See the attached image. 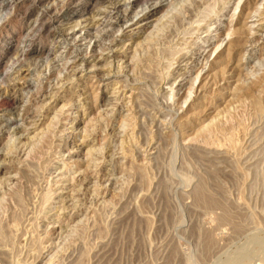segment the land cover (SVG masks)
I'll use <instances>...</instances> for the list:
<instances>
[{"label":"rangeland","instance_id":"1","mask_svg":"<svg viewBox=\"0 0 264 264\" xmlns=\"http://www.w3.org/2000/svg\"><path fill=\"white\" fill-rule=\"evenodd\" d=\"M58 1L55 6L60 9L64 0ZM244 1L200 0V9L192 15L186 10L188 1L159 0L154 8L149 7L152 2L141 1L127 8L132 20L126 24L114 23L111 13L88 34L77 27V34L64 37L53 35L52 27L48 32L31 26L36 12L28 18L23 15L31 0L18 18L13 17L16 8L8 10L9 19L0 21V45L13 36L17 46L27 49L30 44L28 48L38 53L21 56L30 68L23 73L29 86H23L18 97V104L26 107L24 116L8 114L9 104L0 106V264H264V109L257 111L248 98L235 97L203 137L191 140L193 129L180 125L194 100L197 74L213 61L215 45L229 27L243 18ZM255 10L248 18L249 39L240 52L242 68L232 80L220 81L218 90L223 93L231 92L236 79L243 86L264 81V0ZM164 13L169 19L158 29L156 19ZM137 20L150 24L132 37L137 29H129ZM150 32L160 41L144 59L133 42ZM116 42L135 67L120 62L118 70L113 61L108 86L74 78L67 83L68 90L55 87L71 74L79 55L93 49L107 53ZM14 74L10 71L0 81L15 83ZM113 88L121 93L111 108L105 104ZM52 90L65 96L58 106L68 104L56 130L33 154L20 156L27 145L19 144L26 137L17 128L31 127V119L42 120L49 109L54 112L43 95ZM216 92V86L208 90L206 105L221 109L227 99L218 103ZM261 92L264 101V88ZM90 146L98 149L87 157ZM71 150L77 151L73 158ZM75 158L81 163L90 160L86 173L82 168L76 172ZM202 189L210 195L208 201L197 196ZM209 199L215 202L210 204Z\"/></svg>","mask_w":264,"mask_h":264},{"label":"bare ground","instance_id":"2","mask_svg":"<svg viewBox=\"0 0 264 264\" xmlns=\"http://www.w3.org/2000/svg\"><path fill=\"white\" fill-rule=\"evenodd\" d=\"M26 1L29 0H1L0 1V12L2 11V13H0V21L4 18H8V14L9 13V9L10 8H16V11L13 15V17H17L21 15L20 13V9H22L24 3ZM58 1V0H57ZM63 1V0H60ZM60 1H58L60 3ZM144 1V2H152L150 3L149 7L153 6V4L156 6V3L159 0H64L63 6L62 8L59 9L55 6L56 0H31V3L29 2L28 8L25 9L24 12V18L25 17H31L34 15V18L32 19L31 23H33V25L31 26H40L41 29L44 30H49V27H52V34L56 35L57 37H64L65 35L69 36V34H71L72 36L77 34V27H79L81 30H85V33L87 32V34L89 33L90 29L95 26L96 24H103L105 22H107L106 17L110 16L109 14L114 13V23L119 24V23H127L128 19H129V12L127 8H133L137 3ZM181 2L184 1H188L190 4L189 6L186 7L187 13L192 15L194 10H197L198 7L202 4L200 2V0H178ZM260 0H245L242 5L240 6V12L243 13V18L242 19H237L235 21V23L229 27L228 31L226 32V36L224 37V39H222V41L218 44L215 45V51H217L216 55L214 56V59L212 62L209 63L208 67L204 70V72L202 73H198L197 74V79H198V83L197 85H195L193 87V91L195 93V97L194 100L189 104V113L186 116H183L182 121H181V128H187V127H191L193 130L192 132H190L189 137H193V138H197L199 136H202L204 133L206 134V132L212 128V126L215 124V126L217 125L215 122L216 120L218 121L219 118L221 117V114H223L224 111H226L228 107V105L233 104V99H238L239 97L242 98H248L251 102V104L254 106V108L257 111H262L264 109V101L262 100L261 94L264 88V81L260 80L259 81H255V83L249 85V86H243L241 85V83H239V81L236 79L235 80V86L231 89V92L229 94H227V92L223 93V91L218 90V87L220 86L219 83L220 81H228V80H232L236 74H238L242 68L241 66V55L240 52L243 48V46L245 45V42L249 39V30L251 29L249 26V22H248V18L250 19L252 13H254V10L256 9L257 3ZM262 1V0H261ZM208 3V1H206ZM213 2V1H212ZM211 2V3H212ZM241 2V1H240ZM107 5H103L106 4ZM58 4V3H57ZM61 4V3H60ZM58 4V5H60ZM103 5V6H100ZM178 5V4H177ZM209 5V4H208ZM261 5V4H260ZM91 6V7H90ZM176 6V5H175ZM182 6V5H181ZM210 6V5H209ZM259 6V5H258ZM102 7H109L110 10H106L103 9ZM238 7V6H237ZM154 8V6H153ZM156 8V7H155ZM197 8V9H196ZM203 8V7H202ZM210 8V7H209ZM208 8V9H209ZM144 9V8H143ZM147 9V7H146ZM152 9V8H151ZM171 9V8H170ZM184 9V8H183ZM200 9V8H199ZM198 9V10H199ZM211 9V8H210ZM214 9V8H213ZM235 9V8H234ZM14 10V9H13ZM153 11H150L149 13H153L155 11V9H152ZM167 10V9H166ZM12 11V9H11ZM24 11V10H23ZM256 11V10H255ZM22 12V11H21ZM141 12V10H140ZM139 12V13H140ZM186 12V11H185ZM257 12V11H256ZM89 14L86 15V14ZM142 13V12H141ZM168 13V12H167ZM164 13L162 16H160L157 20L156 23L159 22V25L156 26L158 29H161L163 27V25H165L164 23L167 22L168 18V14ZM258 13H260L258 11ZM187 14V15H188ZM255 14V13H254ZM96 15V17H95ZM101 16V18L97 17V16ZM172 16V15H171ZM11 17V16H9ZM78 17V18H76ZM186 17V16H185ZM12 18V17H11ZM23 18V16H22ZM183 18V17H182ZM9 19V18H8ZM96 19H99L96 20ZM189 19V18H188ZM14 20V18L12 19ZM11 20V21H12ZM129 20H132L131 18ZM231 20V19H230ZM8 21V20H5ZM10 21V20H9ZM17 21V20H16ZM21 21V20H19ZM134 21V19H133ZM140 21V20H139ZM25 22V21H24ZM170 22V21H169ZM260 22V21H259ZM143 23V22H142ZM141 22L135 21L132 25H135V27L130 28L129 30H135L137 29V31L133 32V36H136L137 33L141 32L142 30H145V27H148L150 24V21L146 22L144 21V25ZM171 23V22H170ZM194 23V22H193ZM169 24V23H168ZM179 24V23H178ZM196 24V23H195ZM26 25V24H25ZM68 25V27L66 26ZM140 25L142 27H140ZM66 26V27H64ZM152 26V24H151ZM167 26V25H166ZM165 26V27H166ZM254 26V25H253ZM17 27V26H16ZM140 27V28H139ZM99 28V27H98ZM155 28V27H154ZM155 30H158V29ZM260 28H263L260 27ZM70 29V31L67 33H65V30ZM79 29V30H80ZM193 29V28H192ZM198 29V28H197ZM31 30V29H30ZM32 30L33 29L32 27ZM37 30V29H36ZM107 30V29H106ZM42 31V30H41ZM51 31V30H50ZM151 31V30H150ZM169 31V30H168ZM49 32V31H48ZM162 32V31H161ZM39 33V32H38ZM152 33V32H150ZM217 33V32H216ZM256 33V32H255ZM50 34V33H49ZM108 34V33H107ZM167 34V33H166ZM185 34V33H184ZM212 34V33H211ZM252 34V33H251ZM94 35V34H93ZM159 35V34H158ZM55 36V37H56ZM141 36V35H140ZM143 36V35H142ZM221 36V35H220ZM145 37V36H144ZM143 40H139L136 42H133L135 45V49L138 50V48L140 49V51L143 52V58L145 56L144 59H146V57H150L152 56V50L153 48L156 49V43L160 40H156L157 35L154 36V33L147 35ZM163 37H166L163 35ZM168 37V36H167ZM13 36L9 38V40L6 42V44H2L0 45V78H4V76L6 74H8L10 71L11 73L14 72L16 74V79L17 81L15 83L12 84H5L3 85L2 81H0V106L1 104L5 103V104H9L10 108L8 109L7 113L10 115H14L15 116H24L25 114V110L26 107H24V105H19L18 104V97L20 95V89L24 88L26 86H29V83L27 81V79L25 78V75L27 74H23L24 72H28V70L30 69L29 67H26L28 65V63H22L21 60V56H25L31 53H38V50L36 51L35 48H28V46H30V44L27 45V49H23L20 48L19 46H17V44H15L13 42ZM83 38V37H82ZM169 39V38H168ZM225 40V41H224ZM58 41V40H57ZM71 41V40H70ZM69 41V43H70ZM136 41V40H135ZM182 43V42H181ZM224 43V44H223ZM156 44V45H155ZM183 44V43H182ZM223 44V46H222ZM133 45V46H134ZM169 45V44H168ZM178 45V44H177ZM119 43H115L114 47L109 48V51L107 53H96L95 49H93L92 51H90L89 54H85V55H79L77 57V60L74 61L75 64L73 63L70 75H67L63 80H59V84H57L55 87L60 89L62 88L63 90H68L66 87L68 86L67 83L70 82L72 83V79L75 78L78 79L79 81H88L91 79V82H93L94 86H108L109 84H111L110 82H107V80L110 78L111 76V71L109 69V67H112L115 65V62L118 63V67L120 62L126 63V68L127 67H131V65H133L134 63L131 62L130 60L127 61L124 59V57L126 56V51L123 50L121 47H118ZM155 46V47H154ZM185 46V45H184ZM222 46L220 49L219 47ZM254 46V45H253ZM130 48V47H129ZM159 48V47H157ZM51 49V48H50ZM142 49V50H141ZM155 51V50H154ZM213 51V52H215ZM50 53V52H48ZM155 53V52H153ZM177 53V52H176ZM137 54V53H136ZM173 54V53H172ZM177 55V54H176ZM179 55V54H178ZM202 55V54H201ZM140 56V55H139ZM137 58V57H136ZM139 58V57H138ZM154 58V57H153ZM25 59V58H24ZM30 59V58H29ZM148 59V58H147ZM116 60V61H115ZM26 61V60H25ZM115 61V62H113ZM135 61V60H134ZM137 61H140L137 59ZM149 61V60H148ZM39 62V61H38ZM107 62V64L105 63ZM116 63V64H117ZM133 63V64H132ZM137 63V62H136ZM154 63V62H153ZM27 64V65H26ZM141 64V63H139ZM156 64V63H155ZM173 64V63H172ZM39 65V64H38ZM49 65V64H48ZM66 65V64H65ZM136 65V64H135ZM188 65V64H187ZM29 66V65H28ZM134 66V65H133ZM139 66V65H138ZM146 66V65H145ZM167 66V65H166ZM169 66V65H168ZM121 67V66H120ZM120 67L118 68V70L120 69ZM135 67V66H134ZM133 67V69H134ZM141 67V66H140ZM244 67V66H243ZM163 68V67H162ZM200 68V67H199ZM202 68V67H201ZM12 69V70H11ZM42 69V68H41ZM116 69V68H115ZM129 69V68H128ZM148 69V68H147ZM130 70V69H129ZM253 70V69H252ZM149 71V69H148ZM117 72V71H116ZM120 72V71H119ZM257 72V71H256ZM48 73V72H47ZM14 74V75H15ZM119 74V73H116ZM40 75V74H39ZM153 75V74H152ZM59 76V75H58ZM113 76V74H112ZM164 76V75H163ZM238 76V75H237ZM264 76V75H262ZM10 77V76H9ZM151 77V76H150ZM61 78V77H60ZM239 78V77H238ZM242 78V77H241ZM9 79V78H7ZM14 79V78H13ZM193 79V78H192ZM240 79V78H239ZM134 80V79H133ZM7 81V80H6ZM15 81V80H14ZM77 81V80H76ZM111 81V80H110ZM192 81V80H191ZM234 81V80H233ZM111 82H115L114 80ZM119 82V81H118ZM117 83V82H116ZM115 83V84H116ZM159 83V82H158ZM190 83V82H189ZM113 84V83H112ZM54 85V84H53ZM72 85V84H71ZM191 85V84H190ZM189 85V86H190ZM193 85V84H192ZM24 86V87H23ZM86 86V85H85ZM117 86V85H116ZM216 86V100L218 103H220L221 101L226 100L227 103L224 105V107H222L221 109H213V105L211 107H209V104L206 105V101L208 98V90L211 89V87H215ZM72 87V86H70ZM69 87V89H70ZM89 87V86H88ZM92 87V86H91ZM173 87V86H172ZM66 88V89H65ZM73 88V87H72ZM77 88V87H76ZM93 88V87H92ZM100 88V87H98ZM45 89V88H44ZM116 89L113 88V90L111 91V93L107 96V102H106V106H111L115 107L117 103H115L117 101V99H119L120 97H118V93L120 91H115ZM191 90V89H190ZM34 91V90H33ZM49 91V90H48ZM53 91V90H52ZM59 91V90H58ZM54 92L53 94L48 93V94H44V99L48 100L45 101L46 104H53L54 105V112L48 113L50 112L48 110V112H45L41 117L43 118L42 120L39 119L40 117H38L39 120L35 119H31L32 122V126L31 127H23V128H17L18 131L17 132H21L20 136L22 134H24V137H26V140L23 141L24 138H21L22 140L19 142V144L22 142V144H24L25 146L27 145L26 148L22 147V149L20 150V156L22 153V156H26L29 155V153L33 154V151L38 148V146H41V142L44 140V137H47L48 133H51V131L53 129L56 128V122L59 119V115L63 112V110L65 109L66 105H68L67 103L63 102L60 106H58L59 102L61 100H65V96L64 95H60L59 93ZM82 91H85L82 89ZM122 91V90H121ZM60 92V91H59ZM75 93V92H74ZM81 93V92H80ZM121 93V92H120ZM124 94V93H123ZM165 94V93H164ZM41 95V94H40ZM132 95V94H131ZM22 96V95H21ZM128 96V95H127ZM172 96V95H171ZM91 97V96H90ZM96 97V96H95ZM190 97V96H189ZM238 97V98H237ZM82 98V97H81ZM80 98V99H81ZM242 98V100L244 99ZM44 99H42V101L44 102ZM74 100V99H73ZM79 100V98H78ZM92 100V99H91ZM106 100V99H105ZM66 101V100H65ZM72 101V99H71ZM135 101V100H134ZM241 101V100H239ZM81 102V101H80ZM118 102V101H117ZM183 102V101H182ZM187 102V101H186ZM245 102V101H244ZM75 103V102H74ZM224 103V102H223ZM240 103V102H239ZM246 103V102H245ZM43 104V103H42ZM45 104V103H44ZM45 104V106H46ZM73 104V102H72ZM235 104V103H234ZM238 104V103H237ZM248 104V103H247ZM94 105V104H93ZM170 105V104H169ZM211 105V104H210ZM49 106V105H48ZM247 106V105H246ZM90 107V106H89ZM93 107V106H92ZM170 107V106H169ZM48 108V107H47ZM253 108V109H254ZM73 109V108H72ZM71 109V110H72ZM91 109V108H90ZM127 109V108H126ZM129 109V108H128ZM34 110V109H33ZM228 110V109H227ZM47 111V110H46ZM70 111V110H69ZM100 111V110H99ZM115 111V110H114ZM171 111V110H170ZM79 112V111H78ZM84 112V109H83ZM111 112V111H109ZM178 112V111H177ZM263 112V111H262ZM36 113V112H35ZM86 113V112H85ZM83 113V114H85ZM100 113V112H99ZM134 113V112H133ZM257 113V112H256ZM110 114V113H109ZM260 114V113H259ZM98 115V114H97ZM125 115V114H124ZM225 115V113L223 114ZM14 116V118H15ZM40 116V115H39ZM107 116V115H106ZM169 116V115H168ZM34 117H37L36 115H34ZM84 117V116H83ZM94 117V116H93ZM77 118V117H76ZM102 118V117H101ZM114 118V117H113ZM26 119V118H25ZM95 119V118H94ZM112 119V118H111ZM168 119V118H167ZM17 120V119H16ZM30 120V119H29ZM41 120V121H40ZM44 120V121H43ZM83 119L80 118L77 122L80 123ZM102 120V119H101ZM125 120V119H124ZM28 121V120H27ZM91 121V119L89 120ZM89 125H91L93 122H89ZM161 121V120H160ZM222 121V120H221ZM97 122V121H96ZM58 123V122H57ZM86 123V125L88 124ZM91 123V124H90ZM97 124V123H96ZM99 124V123H98ZM101 124V123H100ZM127 124V123H126ZM219 124V122H218ZM3 125V124H2ZM1 125V126H2ZM30 125V123H29ZM55 125V128H53ZM85 125V127H86ZM88 125V126H89ZM18 126V125H17ZM88 126L86 128H88ZM105 126V125H104ZM125 126V125H124ZM123 126V127H124ZM22 127V125H21ZM92 127V126H91ZM97 127V126H96ZM214 127V126H213ZM33 128V129H32ZM84 128V127H83ZM85 128V129H86ZM104 128V127H103ZM189 128V129H191ZM106 129V127H105ZM56 130V129H55ZM89 130L86 129V131ZM91 131V130H90ZM99 131V130H98ZM214 131V130H213ZM222 131V129H221ZM77 132V131H76ZM89 132V131H88ZM96 132V130L94 131ZM211 132V131H210ZM215 132V131H214ZM220 132V131H219ZM16 133V132H15ZM29 133L32 135L29 136ZM124 133V132H123ZM208 133V132H207ZM84 134V133H83ZM87 134V133H86ZM89 134V133H88ZM115 134V133H114ZM119 134V133H118ZM118 136V135H117ZM205 136V135H204ZM86 137V135L84 136ZM203 137V136H202ZM231 137V136H230ZM88 138V137H87ZM87 138L85 139L86 141ZM189 138V139H190ZM201 138V137H200ZM20 139V137H19ZM84 139V138H82ZM105 139V138H104ZM188 139V138H187ZM232 139V138H231ZM230 139V140H231ZM84 140V141H85ZM92 140V139H91ZM192 140V138H191ZM50 141V140H49ZM83 140L81 141L84 142ZM85 141V142H86ZM186 141V140H185ZM188 141V140H187ZM194 141V140H193ZM82 143V144H85ZM46 143V142H45ZM79 143V142H78ZM110 143V142H109ZM73 144V143H72ZM88 144V143H87ZM238 144V143H237ZM218 145V144H217ZM233 145V144H232ZM11 146V145H10ZM8 146V147H10ZM20 146V145H19ZM23 146V145H22ZM45 146V145H44ZM48 146V145H47ZM221 146V145H220ZM234 146V145H233ZM232 146V147H233ZM13 147V146H12ZM21 147V146H20ZM29 147V150H27ZM115 147V146H114ZM121 147V146H120ZM18 148V147H17ZM101 148V147H100ZM208 148V147H207ZM221 148V147H220ZM235 148V147H234ZM10 149V148H9ZM73 149V148H72ZM95 149L97 150L98 148H92V146H90L89 148L86 149V156L90 157V155L92 156L93 152H95ZM106 149V148H105ZM123 149V148H122ZM15 150V149H13ZM45 150V149H44ZM78 150V149H77ZM38 151V150H37ZM100 151V150H99ZM103 151V150H102ZM108 151V150H107ZM7 152V151H6ZM14 152V151H13ZM40 152V151H39ZM77 151L76 150H71L70 151V156L73 158L75 156V153ZM97 152V151H96ZM110 152V151H109ZM112 152V151H111ZM214 152V150H213ZM225 152V150H224ZM8 153V152H7ZM117 153V152H116ZM227 153V152H226ZM35 154V153H34ZM100 154V153H98ZM214 154V153H213ZM102 155V154H101ZM9 155H6V157H8ZM37 156V155H36ZM60 156V155H59ZM85 156V157H86ZM100 156V155H99ZM113 156V155H112ZM38 157V156H37ZM94 157V156H93ZM24 159V157H22ZM71 158V159H72ZM81 158V157H80ZM39 159V158H38ZM49 159V158H48ZM95 159V158H94ZM4 160V159H3ZM11 160V159H10ZM69 160V158H68ZM72 161V160H71ZM81 161V160H80ZM79 161V159L77 160L76 158L73 159V165L76 167L77 169V173L80 171L83 172V170H88V166H89V161L87 160V162L85 163H81ZM106 161V160H105ZM212 161V160H211ZM17 162V161H16ZM19 162V161H18ZM29 162V161H28ZM49 162V161H46ZM96 162V161H95ZM103 162V161H102ZM213 162V161H212ZM225 163V162H224ZM33 165V164H32ZM96 165V164H95ZM216 165V164H215ZM221 165V164H219ZM38 167V166H37ZM99 168V167H98ZM114 168V167H113ZM126 168V167H125ZM59 170V169H58ZM63 170V168H62ZM14 171V170H13ZM94 171V170H93ZM13 173V172H12ZM84 173V174H85ZM88 173V172H87ZM17 174V173H16ZM64 174V173H63ZM76 173H74L75 175ZM94 174V173H93ZM99 174V172H98ZM11 175V174H10ZM60 176V175H59ZM67 176V175H66ZM76 176V175H75ZM78 176V175H77ZM95 176V175H94ZM107 177V176H106ZM73 179V178H72ZM75 179V178H74ZM77 179V178H76ZM104 179V178H103ZM108 179V178H107ZM88 180V178H87ZM105 180V179H104ZM206 181V180H205ZM50 182V181H49ZM84 182V181H83ZM9 183V182H8ZM73 183V182H72ZM93 183V182H92ZM96 183V182H95ZM203 183V182H202ZM107 184V183H106ZM50 186V185H49ZM95 186V185H94ZM81 187V186H80ZM92 187V186H91ZM96 187V186H95ZM94 187V188H95ZM64 188V187H63ZM82 188V187H81ZM89 188V187H88ZM203 188V186H202ZM65 189V188H64ZM78 189V188H77ZM69 190V189H68ZM86 190V189H85ZM209 190V189H207ZM53 191V190H52ZM99 191V190H97ZM204 190H200L201 193H198L197 196L200 195V198H205L207 199L209 196L203 192ZM55 192V191H54ZM95 192V191H94ZM15 193V192H14ZM57 193V192H56ZM77 193V192H76ZM97 193V192H96ZM205 193V195H204ZM44 194V193H43ZM50 194V193H49ZM48 194V195H49ZM196 194V193H195ZM212 194V193H211ZM59 195V194H58ZM66 195V194H65ZM207 195V196H206ZM67 196V195H66ZM202 196V197H201ZM33 197V196H32ZM50 197V196H49ZM48 198V197H47ZM45 197V199H47ZM198 198V197H197ZM198 198V199H200ZM214 198V197H213ZM30 199V198H29ZM106 199V198H105ZM215 199V198H214ZM31 200V199H30ZM48 200V199H47ZM218 200V199H217ZM202 201V200H201ZM208 201V199H207ZM210 199H209V203H210ZM213 201V199H212ZM211 201V203H212ZM63 202V201H62ZM215 202V200L213 201ZM75 203V201H74ZM73 203V204H74ZM78 203V202H77ZM208 203V204H209ZM210 203V204H211ZM221 203V202H220ZM46 204V203H45ZM222 204V203H221ZM226 204V203H225ZM30 205V204H29ZM68 205V204H67ZM205 205V204H204ZM74 207V206H73ZM91 207V206H90ZM216 207H218L216 205ZM222 207V206H221ZM66 208V207H65ZM26 209V208H25ZM63 210V208H62ZM77 210V209H76ZM89 210V208H88ZM218 210V209H217ZM27 211V210H26ZM66 211V210H65ZM23 212V211H22ZM45 212V211H44ZM61 212V210H60ZM222 213V212H221ZM228 213V211H227ZM230 213V212H229ZM228 213V214H229ZM224 214V213H223ZM232 214V213H231ZM74 216V215H73ZM221 216V215H220ZM70 218V217H69ZM226 218V216L224 217ZM230 219V218H228ZM225 220V219H224ZM78 221V220H77ZM83 221V220H82ZM230 221V220H229ZM79 222V221H78ZM30 223V222H29ZM53 225V224H52ZM79 225V224H78ZM237 227V226H236ZM79 228V226H78ZM211 230V229H210ZM76 231V230H75ZM67 232V231H66ZM50 236V235H49ZM208 238V236H207ZM207 240V239H206ZM216 241V240H215ZM50 243V242H49ZM207 244V243H206ZM217 244V243H216ZM213 245V244H212ZM208 246H211L208 245ZM1 251V250H0ZM1 257V256H0ZM53 258V257H52ZM44 264V263H43ZM46 264V263H45Z\"/></svg>","mask_w":264,"mask_h":264}]
</instances>
